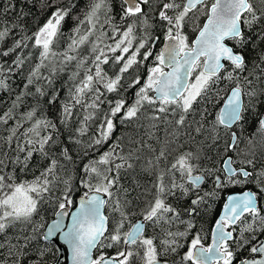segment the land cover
Returning <instances> with one entry per match:
<instances>
[{"label": "snow or ice", "instance_id": "6c2138e0", "mask_svg": "<svg viewBox=\"0 0 264 264\" xmlns=\"http://www.w3.org/2000/svg\"><path fill=\"white\" fill-rule=\"evenodd\" d=\"M25 3L35 4L37 0ZM38 3L50 15L35 31L23 23L29 13H14L11 21L0 19V43H7L10 37L12 40L10 46L0 49V58L14 56L10 64L6 59L0 63V90L10 91V75L23 74L24 65L32 60L33 52L23 55L25 50L31 47L38 52L24 77L23 89L0 115L2 125L15 119L7 135L0 136V264H47L52 249L43 242L57 236L70 248L71 264H135L137 258L140 264H169V256L185 246L180 240L194 229L199 207L216 198L218 190L248 184L258 191L227 196L212 229V242L205 246L197 232L178 264H264V240L260 239L264 236V205L260 203L264 153L257 158L253 140L258 135L264 144V112L260 110L264 106V0H121L120 23L111 15L112 0H88L82 13L73 18L77 22L62 51L56 50L64 35L61 29L72 17L78 0ZM14 9L13 0H6L0 17ZM196 13L205 15L206 21L189 44L183 29ZM157 20L164 28V48L147 67L143 84L138 74L128 84L129 88L139 85L132 104L123 98L108 101L109 111L86 149H96L109 140L117 114L122 113V123L131 122L139 119L145 107L152 109L149 121L171 123L174 128L164 141L157 138L159 148L149 142L152 131L147 132L146 140H129L136 146L127 152L118 138L108 150L83 165L80 183L87 191L75 202L71 196L73 177L66 170V164L72 162L70 150L63 147L58 155L49 151L58 144L54 138L58 129L40 112V98L48 97L47 103L54 104L60 91L54 87L56 77L74 66L66 81L71 87L61 104L60 123L68 125L76 106L84 109L80 126L69 136L72 143L80 145L77 136L86 134L106 94L118 93L125 74L152 57L149 44H155L152 30ZM109 63L118 66L114 76L104 70ZM27 97L34 98L36 104L14 117ZM219 100L223 106L216 111ZM197 104L203 107L197 110ZM169 114L174 119L168 120ZM190 114H197L199 119L189 121ZM250 118L255 120V132L245 137ZM155 127L152 123L151 128ZM181 129L187 137L185 143L196 144L194 151L179 142ZM210 151L220 166L202 168L200 161ZM34 153L47 160V166L32 180L17 182L15 167L27 172ZM141 160V171L154 177L145 190L151 199L140 209L143 219L124 231L131 202L113 189L120 187L121 170L134 169ZM8 163L13 165V172L5 171ZM206 177H214V187L201 195ZM178 193L195 197L185 209L188 220L181 219V212L167 202ZM47 204L54 205L56 217L50 224L40 215ZM69 206L75 211L69 212ZM106 206L117 219L105 215L102 209ZM37 216L38 221L34 219ZM146 223L159 228V233L146 236ZM176 223L184 230L173 231ZM17 225L23 227L9 235L8 230ZM29 227L31 231H27ZM113 247L118 248L114 256L103 251L92 256L93 249Z\"/></svg>", "mask_w": 264, "mask_h": 264}, {"label": "trees", "instance_id": "16d2710c", "mask_svg": "<svg viewBox=\"0 0 264 264\" xmlns=\"http://www.w3.org/2000/svg\"><path fill=\"white\" fill-rule=\"evenodd\" d=\"M15 3V9L13 12L8 13L6 17H0V19H7L9 21L15 19L14 13L23 11L25 13H29V15L25 18V21L23 23L26 24L27 28L30 31H35L38 24H43L48 16L50 15V12L46 10H42L38 0L37 3H25V0H13ZM88 3V0H78L77 7L72 13V17H69L66 22L64 23L61 31L64 33L63 36H61L60 40L57 42L56 50L62 51L63 48L66 46L67 36L70 30L75 26L76 20L73 18L77 15L81 14L82 11L85 8V5ZM120 3L121 0H112L113 5V11L111 15L113 16L115 23H120ZM6 6V0H0V9L4 8ZM191 15V14H190ZM82 18V16H81ZM206 19L205 15H202L200 13H196L195 16L190 19L187 23V26L183 29L184 34L188 37L189 44L194 39L195 35L197 34V28L202 27L204 21ZM103 20V17H102ZM106 31L110 34V29L106 28ZM152 37L155 39V44H149V47L152 48V57L149 58V60L145 61L144 64L139 65L138 67H134L130 70L129 73L125 74L123 78V83L121 88L119 89L118 93H108L106 94V97L104 98V103L101 104L100 110L97 113V116L89 121L88 123V129L84 136L80 137L77 136V139L81 140L80 145H76L72 143L69 140V136L75 135V129L80 126V121L83 119L86 112L81 106H76L73 109V116L70 118L68 125L64 126L60 123V114H61V104L65 101L68 95V88L71 87L70 84H66V81H68V74L73 70L74 66L69 67L64 73H60L55 80L54 87L56 89H59V98L54 104H48L47 99L48 97L40 98V112L43 113V115L56 123L58 134L54 136L55 139L58 140V144L55 146H51L49 151L59 154V151L63 147H67L70 150V154L72 156V162L66 164V170L67 174L71 175L73 177L72 180V199L76 202V199L83 195L85 191H87L86 188L83 187V185L80 183L81 179L84 178V172H83V165L87 163L91 159L97 158L101 153L108 150L109 146L115 142L118 138H120V141L122 143V146L124 147V151L127 152L129 147H133L136 145H130L129 140H141V139H148L147 132L152 131L154 133L153 138L149 141L153 144L154 147L159 148V144L157 142V138H159V141H164L165 137L169 132H171L174 128V125L171 123H165L163 121H149L147 119L148 115L151 114L152 109L145 107L141 113L139 119H135L131 122H121V114H117L116 117H114V124L115 127L113 129V133L108 141H106L103 145L99 146L96 149H86V145L90 142V138L97 134V129L100 126L101 120L104 118L105 113L109 111V104L108 101L115 102L117 99L123 98L126 100L127 104H132V102L135 99V92L137 91V86H133L132 88L128 87V84L131 82V79L134 78L137 74L141 76V85L143 84L144 79L147 77V67L151 66L154 62L155 55L160 52V47L164 39V28L160 24V22L157 20L155 22V27L152 30ZM112 41H106V43H111ZM12 43L11 37L8 39L7 43H0V49L6 48L10 46ZM28 51L33 52V58L29 63H26L24 65V71L23 74H13L10 75V78L8 79V83L10 84V91L0 90V115H3L5 111H7L12 104V100L15 99L16 95L20 93V91L23 89L24 84V77L27 75L28 69L35 64L36 57L38 56V52L31 49L25 50L23 55H27ZM87 50L85 49V52ZM144 50H141L143 52ZM119 54V53H117ZM142 59V54L140 56ZM4 59L7 60V63L10 64L11 60L14 59V56L9 58H0V63L4 62ZM105 72L108 73L109 76H114L116 72H118V66H114L113 64L109 63L107 65H104ZM223 87V85H221ZM34 91V89H32ZM36 104V100L32 97H27L25 99L24 105L21 108H18L16 112L14 113V117L18 118L20 113L24 112L31 106H34ZM223 105V100L217 101L216 111H218L219 107ZM203 105L197 104L195 105V108L199 110ZM209 110L213 111L212 106L209 105ZM262 112H264V106H261L260 109ZM214 115V112H213ZM174 119L170 114L168 116V120ZM189 121L193 119H199V116L197 114H190L187 118ZM15 123V119L9 120L8 125H2L0 124V136H6L7 135V128L11 127ZM155 123L156 127L151 128V124ZM30 124H25L24 127H29ZM256 123L253 118L249 119L248 125L245 127L244 136L250 137L252 133L255 132ZM23 131V128L21 129ZM182 135L179 138V142L184 144L185 149L188 150H195L196 144L195 143H185L187 140V137L183 135L184 129L180 130ZM223 137V132L221 133ZM22 139V138H21ZM254 144H255V153L257 155V158H260L261 154L264 153V144L261 143V138L257 135L253 138ZM221 145L223 144V139L221 140ZM15 144V141H14ZM244 145H241L243 147ZM85 150L88 151V155L84 156ZM11 155H15V153H11ZM143 155L147 156V153L145 152ZM229 155H233V153H229ZM21 158H23V154H21ZM48 161L47 160H41L40 155L38 153H34L33 159L30 162V166L28 168V171L25 173H21L19 170V166L15 167V177L17 182L21 180H32L34 176L39 175V171L42 170L43 167L47 166ZM143 164V160L136 163V166L134 169L130 170H121L120 173V180L119 185L120 187L114 188V192H118V194L130 201L128 207V212L130 213L129 221L126 222L124 231H127L128 228L137 220L143 219L142 216L139 214L140 209L144 207L145 202L147 200L151 199V195L147 193L145 190L151 187V184L153 182L154 177L149 175L148 173H144L141 171V166ZM163 162L161 163V167H163ZM200 166L202 168H210V167H219L220 164L217 162V157H215L214 152H208L206 157L202 158L200 161ZM13 165L11 163H8V166L5 168L6 172H13ZM114 174V173H113ZM179 178V177H178ZM214 177H206L205 182L201 185L200 188V194L203 195L204 192L211 191L214 187L213 184ZM124 189H127L128 191L125 193ZM252 190V191H258L255 185L248 184L247 186H228L227 188L218 190V196L213 199H209L207 201V204L201 205L198 209V214L194 217V223L195 227L192 229L188 236L185 238H182L180 240V243L185 245L183 248L178 250V254H172L169 256V264H173V262H179L180 257L183 256L184 252L187 251V245L191 242L192 237L196 235L197 232L201 234L202 237V243L207 246L212 242V229L215 226V221L218 218L220 211L225 203L226 196L232 192V191H243V190ZM195 198L194 195L189 197H181L179 193L174 197L168 198V203L172 206L176 207L181 212V219L188 220L189 217L187 216L185 209H187L190 206L191 199ZM260 203L261 205H264V193L260 195ZM210 205V207H209ZM73 207V206H69ZM106 215H109L112 217V220L114 221L118 217L113 216L108 207H105ZM134 213V214H133ZM40 215L44 217V222L48 224L53 218H54V205L47 204L42 206ZM37 221L39 220V216L35 217ZM23 226L17 225L15 229H9L8 234L13 235L16 232H18ZM111 227V224L109 225ZM172 230H184V226L180 225L178 223L174 224L172 226ZM27 231H31V228L29 227ZM159 233V228H154L150 223H146V229H145V235L146 236H153ZM264 236H261L260 239L262 240ZM49 245V247L52 249L47 257V264H54L57 255H58V249L56 247V244L54 242L48 241L43 242ZM159 241H157V244ZM103 251L106 256H114L115 253L118 251L117 247L113 248H104V249H95L93 253V258L100 255V252ZM246 254V253H245ZM139 258L135 260V264H138Z\"/></svg>", "mask_w": 264, "mask_h": 264}, {"label": "water", "instance_id": "95a60500", "mask_svg": "<svg viewBox=\"0 0 264 264\" xmlns=\"http://www.w3.org/2000/svg\"><path fill=\"white\" fill-rule=\"evenodd\" d=\"M205 21H206V19H205ZM205 21H204V22H205ZM202 26H203V25H202ZM196 35H197V34H196ZM196 35H195L194 39L196 38ZM194 39H193V40H194ZM164 46H165V40L163 39V42H162V45H161L160 51H161L162 48H164ZM222 106H223V105H222ZM248 190H250V189H248ZM244 191H246V190H243V191H232V192H230L227 196H229V195H233V194H242ZM251 191H252V190H251ZM227 196H226V198H227ZM80 197H81V196H80ZM80 197H78V198L76 199V202L79 201V198H80ZM225 202H226V199H225ZM222 209H223V207H222ZM222 209H221V211H222ZM67 210H68L69 212H73V211H75V207H74V206H73V207H68ZM102 211H103V212L105 213V215H106L105 208H103ZM221 211H220V214H221ZM220 214H219V215H220ZM218 217H219V216H218ZM55 218H56V217L54 216L53 219H55ZM53 219H52V220H53ZM52 220H51V221H52ZM141 220H142V219H139V220H137V221H141ZM51 221H50L48 224H50ZM137 221H136V222H137ZM65 222H66V223L68 222V218L65 219ZM136 222H134V223H136ZM134 223H133V224H134ZM262 240H264V238H263ZM50 241H51V242H54V243L56 244L57 249H58L57 259H56V261H55L54 264H71V250H70V248L68 247V245H67L66 243H64L63 240L59 239L58 236H57V237H54V238H51ZM94 251H95V249L92 250V256H93ZM109 257H111V256H109Z\"/></svg>", "mask_w": 264, "mask_h": 264}, {"label": "rangeland", "instance_id": "374dc122", "mask_svg": "<svg viewBox=\"0 0 264 264\" xmlns=\"http://www.w3.org/2000/svg\"><path fill=\"white\" fill-rule=\"evenodd\" d=\"M138 264H140V262H138Z\"/></svg>", "mask_w": 264, "mask_h": 264}, {"label": "flooded vegetation", "instance_id": "af4514ba", "mask_svg": "<svg viewBox=\"0 0 264 264\" xmlns=\"http://www.w3.org/2000/svg\"><path fill=\"white\" fill-rule=\"evenodd\" d=\"M162 45V44H161ZM161 48V47H160Z\"/></svg>", "mask_w": 264, "mask_h": 264}]
</instances>
